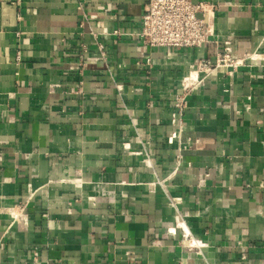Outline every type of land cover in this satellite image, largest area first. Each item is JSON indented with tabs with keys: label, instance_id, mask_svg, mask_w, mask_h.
I'll use <instances>...</instances> for the list:
<instances>
[{
	"label": "crops",
	"instance_id": "0c3cea01",
	"mask_svg": "<svg viewBox=\"0 0 264 264\" xmlns=\"http://www.w3.org/2000/svg\"><path fill=\"white\" fill-rule=\"evenodd\" d=\"M191 1L218 5L211 43L104 37L102 74L90 28L137 29L146 0H24L21 21L0 0V264H264V0ZM226 42L258 58L179 120L182 79Z\"/></svg>",
	"mask_w": 264,
	"mask_h": 264
},
{
	"label": "built area",
	"instance_id": "2783aa9c",
	"mask_svg": "<svg viewBox=\"0 0 264 264\" xmlns=\"http://www.w3.org/2000/svg\"><path fill=\"white\" fill-rule=\"evenodd\" d=\"M24 0H9L11 6L17 9V19L22 20V10ZM79 10L83 15L82 25H91L92 20L97 19V15L87 13L83 4L79 2ZM218 5L211 2H193L191 0H146L142 22L139 28L124 31L120 28H103L95 31L92 27L90 32L93 36L92 47L96 51L95 61L100 72L109 70L108 51L103 41L104 37L115 38L123 42L139 40L144 47L152 49H199L212 42L215 36L214 18ZM91 45L81 46L82 57L89 54ZM216 45L218 43L216 42ZM255 53L245 55L242 58L233 56L229 42H226L223 49L217 47L215 56L200 59L181 81L180 91L171 100L175 110L174 115L179 120L185 113V103L189 95L202 83L217 72H222L226 76L233 75L240 67L249 60H256ZM17 60H20L18 57ZM79 65L86 68L87 64L81 58ZM145 65L152 66L151 60H147ZM181 125V122L179 121ZM25 206L21 204L8 208L7 213L13 223L25 224L27 214ZM241 260L246 261V256Z\"/></svg>",
	"mask_w": 264,
	"mask_h": 264
},
{
	"label": "bare ground",
	"instance_id": "6f19581e",
	"mask_svg": "<svg viewBox=\"0 0 264 264\" xmlns=\"http://www.w3.org/2000/svg\"><path fill=\"white\" fill-rule=\"evenodd\" d=\"M191 71H192V68L190 69V72H191ZM192 241H193V240H191V242H192ZM192 243H194V242H192ZM192 243H191V244H192ZM195 243H196V242H195ZM195 243H194V245L196 246L197 244H195ZM189 244H190V243H189ZM192 245H193V244H192Z\"/></svg>",
	"mask_w": 264,
	"mask_h": 264
}]
</instances>
